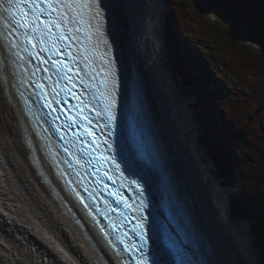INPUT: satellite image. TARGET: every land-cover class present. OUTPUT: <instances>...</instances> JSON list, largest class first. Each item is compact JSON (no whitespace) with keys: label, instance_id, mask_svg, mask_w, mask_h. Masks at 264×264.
Returning a JSON list of instances; mask_svg holds the SVG:
<instances>
[{"label":"bare ground","instance_id":"1","mask_svg":"<svg viewBox=\"0 0 264 264\" xmlns=\"http://www.w3.org/2000/svg\"><path fill=\"white\" fill-rule=\"evenodd\" d=\"M117 1L116 9L122 18L120 24L128 37L123 40L130 50L127 59L132 58L141 75L148 108L162 136L157 143L163 146L167 165L180 181H175L181 186L178 191L184 196L194 224L203 229V240L206 237L211 240L214 251L208 256L215 264L238 261L239 257L233 252L232 237L226 229L216 226L214 217L216 195L217 202L230 200V190L223 188L226 185L224 178L215 180L216 174H212V169L216 165L202 157L195 139L199 134H194L197 132L192 123L185 122L184 111L190 115V102L183 103L182 107L186 110L178 107L172 92L179 86L174 80V85H171L166 79L171 74L163 65L161 68L166 71L159 73L154 62L157 60L164 64L158 54L163 45L157 36L162 17L155 13L158 12L157 3L154 5L155 0ZM165 54L168 55L166 51ZM13 69L0 36V264H120L95 226L81 212L84 226L65 211L60 195L72 202L85 200V193L79 190L82 172L80 176L77 174L79 179L70 186L75 188L72 198L70 192L65 189L66 193L60 186L62 194L60 191L56 194L53 187L55 180L51 178L52 182H49L46 179L48 161L25 114ZM185 73L188 74L186 69ZM189 87L195 88L190 84ZM136 93L142 95L138 89ZM191 99L192 111L195 112L198 99L195 94ZM183 124L189 128L187 134ZM191 150L198 157L200 167L191 153L189 155ZM37 154L39 163L34 160ZM58 165L63 176L72 170L69 162ZM208 176L212 181L207 179ZM134 177L143 187L142 177L138 174ZM247 222L251 228L249 220Z\"/></svg>","mask_w":264,"mask_h":264},{"label":"snow or ice","instance_id":"2","mask_svg":"<svg viewBox=\"0 0 264 264\" xmlns=\"http://www.w3.org/2000/svg\"><path fill=\"white\" fill-rule=\"evenodd\" d=\"M116 8L117 5L112 4L110 0L108 3L105 0H0V13L7 14V19L0 14V20L4 21L5 38L10 40L12 49L21 47L25 51L29 48L32 49L27 60L28 64L34 65L32 75H35L37 70L45 74L48 72L47 67L39 68V64L49 62L44 55H41V51L47 52L49 56L54 51L61 57H65L66 53V58L61 67L68 73L75 71L76 75H79L84 68H88L90 65L85 61L83 67H81L79 66V60H77V66L73 68L67 63V58H74V54L67 50L71 46L80 43L79 35L81 33L84 39L88 41H91L95 36V46L98 47L100 43H103L105 48L111 49L112 44L107 39L106 33L101 29L103 28V21L107 18V12L110 10L113 12L114 28L116 27ZM85 16H87V24ZM93 21H97L94 32H82V28L92 29ZM247 22L264 30V11H261L258 18H251ZM60 41L65 42L64 50L57 47ZM106 55V75L111 79L105 83L106 87L107 84H110L111 87L108 89L103 111V118L106 119L107 123L104 124L102 131L111 129V135L117 127L123 81L119 67H113L117 64L114 52L106 53ZM32 57H35V60ZM51 63L56 64L58 61H51ZM46 78L51 80V77ZM65 81V86H67V83L73 81V77L66 75ZM52 83L54 84L55 81H52ZM31 86L43 87L42 84L37 82H33ZM51 94L55 95L57 92L54 90ZM53 103L61 102L54 101ZM91 111L95 112V109L93 108ZM96 115L100 116L101 113H96ZM88 123L91 124V121H88ZM104 143L106 149L112 148V145L107 143V137ZM64 151L69 152V148L65 146ZM69 155H71L70 152ZM106 161L115 168H120V164L116 162L113 156L106 157ZM120 174L123 175V173ZM129 188L139 191L138 207L131 208L132 220L135 221L132 232L135 235L127 242H125L124 236L119 233L117 236L124 244V251L128 253V264H213L211 260L200 258L198 251L187 248L183 241L176 239L173 234L174 230L170 229L164 222L167 210L163 206H153L152 211H147L149 204L146 202L145 190L137 180H132ZM77 194L79 195V193ZM81 198L83 199V197ZM126 206L131 207L130 205ZM213 208L216 226L228 231L233 239V252L239 257L238 261H233L231 264H264V248L259 252L254 248L250 225L245 219L234 213L231 201L221 199L214 202ZM146 211L147 214H145ZM150 217L151 219H149ZM131 222L127 221V223ZM206 240L209 252H213L211 240L207 237ZM166 252L188 258L170 262L162 258ZM192 257L196 258L193 259Z\"/></svg>","mask_w":264,"mask_h":264},{"label":"rangeland","instance_id":"3","mask_svg":"<svg viewBox=\"0 0 264 264\" xmlns=\"http://www.w3.org/2000/svg\"><path fill=\"white\" fill-rule=\"evenodd\" d=\"M169 1L168 3L171 4L173 9L172 17L176 25L175 32H173L174 35L169 36L166 31V24L170 11L166 2H160L159 0H155V3L153 2L154 5L157 3L155 5L158 7V12H155L157 16L160 17L162 15L160 30L157 36L159 35L158 37L161 39L160 43L163 45L158 54L160 59L163 58L164 64H160L157 60H154V62L160 70H158L159 73L161 72L162 74V71H166L167 69L168 73L171 74L169 75L170 78H166L171 85H174V80L179 86L177 88L178 90L172 92L178 107L184 110L185 108L182 107L183 103L190 102L188 107L191 113L187 115V112L184 111L186 116L185 122L188 121L189 124L192 123L197 132L194 133L193 131V133L195 135L199 134L198 139L197 137L195 138L197 141H195L199 144V147L196 146L202 151V157L216 165V167L212 169V174H216V176L214 175L215 180L218 177L223 180L219 173V166L207 150V144L205 143L204 146L201 145L203 143H201V141L204 139V128L206 124L197 109H194L195 112L192 111L193 105H191V98L192 94H195L193 92L195 88L191 89V87H189V83H187L182 73L185 74L186 69L188 74H193L198 77L205 89L214 96L213 105L215 106V110L209 120H220L222 115H225L227 120L234 127L246 125L247 128L252 130L255 137H259V139L262 140L264 146V51L256 44L253 37L250 35L252 32L250 27L245 28L241 26L238 30V35L241 39L240 43L245 46V50L251 56H258L260 62L257 64L256 60L251 58L243 60L237 56L233 57L232 51H234L235 48L232 47V45H235L234 43L236 41L234 39L232 40L231 33H234V31L220 17L211 14L209 11V9L212 8L211 0ZM156 30H158V28ZM165 51L168 55L165 54ZM255 64L256 67L258 66L259 72L252 67V65ZM162 65L163 68L166 69H162ZM220 127L222 126L220 125ZM188 129L189 128H186V125L184 127L183 124V130L186 134L188 133ZM225 136L226 135H224V138ZM187 141L189 142L188 139ZM215 141L217 143L221 142L216 139ZM190 153L197 166L200 167L198 157L194 155L192 150L189 151V155ZM234 154L236 156V165L240 172L244 169L245 163L242 157L245 155V152L239 149L235 150ZM250 165L253 172L256 173L258 171L257 163L251 161ZM207 179L212 181L210 176H208ZM229 181L231 184L226 183V185L229 186L225 187L226 185H223V188H228L230 190L231 203L234 199L239 201L241 196L239 191H241L242 187L237 171ZM216 196L218 198V194ZM217 198L215 202H217ZM257 210H263L264 212V204L259 205ZM233 211L235 213L234 208ZM243 216L244 214H241L240 217L246 220L248 219L252 228L251 219ZM252 230L253 228L251 229V233H253ZM252 236L253 246L257 252H259L260 247L256 245L257 236L254 233Z\"/></svg>","mask_w":264,"mask_h":264},{"label":"trees","instance_id":"4","mask_svg":"<svg viewBox=\"0 0 264 264\" xmlns=\"http://www.w3.org/2000/svg\"><path fill=\"white\" fill-rule=\"evenodd\" d=\"M165 2L170 11L166 24V31L169 36L174 35L173 32H175L176 25L172 17L173 9L171 4L168 3L170 1L165 0ZM211 2L212 8L209 9L211 14L220 17L234 31V33H231L232 40L234 39L236 42L234 43L235 45H232L235 48L232 51V56L240 57L243 60L251 58L256 60L258 64L260 62L259 57L251 56L245 50V46L240 43L241 39L238 35V30L241 26L250 27L252 31L250 35L264 51V30L247 22L251 18H258L261 11H264V0H259L260 9L256 7L255 0H211ZM177 38L180 39L179 37ZM252 67L259 72L256 64L252 65ZM182 74L187 83L195 87V95L198 99L196 109L206 124L202 141L207 144L209 154L219 166L221 177L225 178L226 183L231 184L229 180L232 179L236 171L238 172L242 187L241 196L239 201L237 199L232 200V206L237 216L240 217L241 214H244L243 217L251 219L252 232L257 236L256 245H259L261 250L264 248V212L263 210L258 211L257 207L264 204V146L262 140L259 137H255V134L246 125L234 127L225 115H222L221 121L219 119L215 121L209 120L215 110L213 105L214 96L205 89L198 77L193 74ZM224 135H226L225 138ZM215 139L221 142L217 143ZM239 149L245 152L242 157L245 165L240 172L236 165V156L234 154L235 150ZM251 161L257 163L258 171L256 173L253 172L250 165Z\"/></svg>","mask_w":264,"mask_h":264},{"label":"water","instance_id":"5","mask_svg":"<svg viewBox=\"0 0 264 264\" xmlns=\"http://www.w3.org/2000/svg\"><path fill=\"white\" fill-rule=\"evenodd\" d=\"M255 4H256V7L258 8V9H260V6H259V0H255ZM126 54H127V52H126ZM125 58H127V56H125ZM127 61H129L128 59H127ZM135 70V71H134ZM134 74H135V72H136V74H137V76L139 77V79H141V75H140V73H138V70H137V68L135 67V69H133L132 68V70H131ZM148 105V104H147ZM147 110H148V113H150V115H152V113H151V110L149 109V108H147ZM156 130V132H157V134H158V136H157V138H159V140H161L162 139V136H161V134H160V129H159V127L157 128V129H155ZM160 144V143H159ZM162 145H160V149L162 150L161 151V153H160V156H161V162H162V164H163V167L166 169V170H168L169 169V167H168V165H167V160H166V158H165V156L163 155V146L161 147ZM171 169V168H170ZM171 173H173V171L171 170ZM173 177H174V182H173V188H176V190H177V194H179V198L180 199H182V201H183V203L185 204V202H184V196L183 195H181L180 193H179V189L178 188H180L181 186H180V183L179 184H176L175 183V181H177V182H180L179 181V179H178V177L177 176H175L174 175V173H173ZM176 177V178H175ZM187 198H188V200L190 201V198L188 197V196H186ZM188 202V201H187ZM185 212V211H184ZM184 212L182 213V215L184 214ZM188 212V211H187ZM186 219L188 220V221H185V222H183V223H185V226L184 227H187V240H190V241H192V242H189V241H187L186 242V245H187V247L189 248V249H191V250H196V251H202V253L201 254H199V257L200 258H202V259H205V260H211V257H209L208 255L211 253V252H209V250H208V245H207V240H203V237H202V234L201 233H204V231H203V229H200V227L197 225V224H194V222H193V220H192V218H191V215H190V213L188 212V213H186ZM185 219V220H186ZM189 242V243H188ZM193 243V244H192ZM202 256V257H201ZM116 257L118 258V260H119V262L121 263V264H124L123 263V261L121 260V258H120V255L119 254H117L116 255ZM196 258V257H195ZM193 259H194V257H193ZM212 262H213V264H215V262L212 260Z\"/></svg>","mask_w":264,"mask_h":264}]
</instances>
